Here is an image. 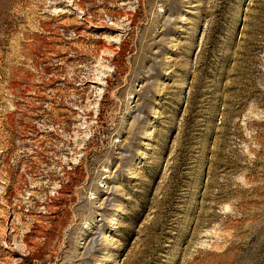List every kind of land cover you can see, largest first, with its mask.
I'll use <instances>...</instances> for the list:
<instances>
[{
	"label": "rangeland",
	"instance_id": "1",
	"mask_svg": "<svg viewBox=\"0 0 264 264\" xmlns=\"http://www.w3.org/2000/svg\"><path fill=\"white\" fill-rule=\"evenodd\" d=\"M0 264H264V0H0Z\"/></svg>",
	"mask_w": 264,
	"mask_h": 264
},
{
	"label": "bare ground",
	"instance_id": "2",
	"mask_svg": "<svg viewBox=\"0 0 264 264\" xmlns=\"http://www.w3.org/2000/svg\"><path fill=\"white\" fill-rule=\"evenodd\" d=\"M117 216V215H116ZM113 218V217H112ZM114 221V220H113ZM116 221V220H115ZM117 222V221H116ZM114 223V222H113ZM119 223V222H118ZM116 226V225H115Z\"/></svg>",
	"mask_w": 264,
	"mask_h": 264
}]
</instances>
